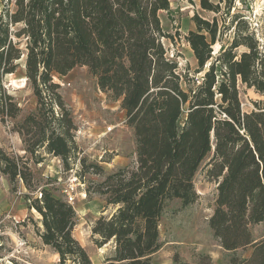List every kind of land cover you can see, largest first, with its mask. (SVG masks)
I'll list each match as a JSON object with an SVG mask.
<instances>
[{"label": "trees", "instance_id": "1", "mask_svg": "<svg viewBox=\"0 0 264 264\" xmlns=\"http://www.w3.org/2000/svg\"><path fill=\"white\" fill-rule=\"evenodd\" d=\"M249 1L200 0L212 17L194 15L195 31L184 40L196 68L181 69L180 56L170 58L165 44L175 37L160 19L170 0H0V124L23 112L7 77L21 72L36 99L35 111L13 125L26 154L0 147V177L30 192L29 209L41 217L36 234L60 264L92 261L74 237L75 208L49 190L31 196L37 190L31 164L45 156L60 159L83 184L87 176H104L88 192L110 211L92 227L94 244L110 248L108 264H152L162 249L165 211L175 201L183 208L197 203L200 173L216 185L209 228L233 255L230 264H264V240L252 235L264 223V44L239 9ZM80 67L120 103L135 137L134 165L105 175L81 157L77 127L55 82ZM249 90L263 99L245 112ZM239 251L250 254L241 259ZM174 262L186 264L178 256Z\"/></svg>", "mask_w": 264, "mask_h": 264}, {"label": "rangeland", "instance_id": "2", "mask_svg": "<svg viewBox=\"0 0 264 264\" xmlns=\"http://www.w3.org/2000/svg\"><path fill=\"white\" fill-rule=\"evenodd\" d=\"M170 12H161L164 32L175 37V43L165 41L170 58L178 55L181 69L186 64L196 68L192 51L184 36L195 31L193 17L199 14L211 18L200 8V0H170ZM238 6L239 3H238ZM250 22L260 30L264 44V0H250L239 7ZM177 32L181 37H177ZM61 86L60 94L70 110L77 127L75 142L90 163L99 164L105 175L118 169L130 167L136 162V144L133 130L126 124L125 113L120 103L103 93L97 81L87 68H76L66 77H56ZM9 92L23 109L21 117L11 125L0 124V147L10 154L25 156V146L20 136L13 131V125L36 109V99L27 85V80L18 75L5 80ZM263 98L249 90L242 95L244 111L253 109L252 102ZM40 165H32L37 190L32 198L39 197L41 190H49L53 196L66 200V190L77 186L76 201L72 205L77 213L75 239L89 255L92 264H108L110 248H98L92 239L94 222L102 215H108L104 198L92 193L91 184L100 183L104 176H87L83 184L76 180L75 171L66 172L60 159L45 156ZM199 200L183 208L179 201L173 202L165 211L160 224L162 249L152 258V264H175V257L186 264H200L201 258L208 264H230L232 254L226 252L214 238L209 228L216 200V185L209 182L204 173L195 180ZM30 192L23 184L14 190L6 177H0V264H60L59 256L42 244L36 234L35 224L40 226L41 217L29 209L25 199ZM255 241L264 240V223L252 228ZM250 251H239L236 256L243 259Z\"/></svg>", "mask_w": 264, "mask_h": 264}, {"label": "built area", "instance_id": "3", "mask_svg": "<svg viewBox=\"0 0 264 264\" xmlns=\"http://www.w3.org/2000/svg\"><path fill=\"white\" fill-rule=\"evenodd\" d=\"M77 180V178H76ZM80 182V181H79ZM81 183V182H80ZM76 192H77V186L71 185L69 189L66 190V202L70 205H73L76 201ZM39 199L41 198V194H39Z\"/></svg>", "mask_w": 264, "mask_h": 264}]
</instances>
